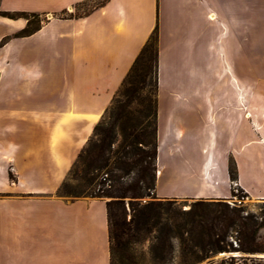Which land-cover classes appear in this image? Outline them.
Segmentation results:
<instances>
[{"label": "crops", "instance_id": "obj_1", "mask_svg": "<svg viewBox=\"0 0 264 264\" xmlns=\"http://www.w3.org/2000/svg\"><path fill=\"white\" fill-rule=\"evenodd\" d=\"M98 1L0 0L41 22L0 16V264H110L106 199L58 191L156 28L157 195L264 201V0Z\"/></svg>", "mask_w": 264, "mask_h": 264}, {"label": "trees", "instance_id": "obj_2", "mask_svg": "<svg viewBox=\"0 0 264 264\" xmlns=\"http://www.w3.org/2000/svg\"><path fill=\"white\" fill-rule=\"evenodd\" d=\"M0 14L28 20L19 36L35 32L41 24L37 13L0 11ZM151 77L155 79L153 122L147 121L149 113L141 119L128 109ZM157 77L156 28L70 170L76 172L83 165L85 188L59 194L107 199L110 264H144L146 259L148 264H196L216 254L231 252L241 255L228 256L221 264H264L262 258L252 256L264 253V201L256 210H248L243 205H230L225 199L200 198L183 209L175 198L155 196ZM148 111L151 112L150 103ZM118 136L121 141L113 148ZM102 171L106 176L97 180L94 172ZM229 176L232 182L237 180V166L232 158ZM93 184L97 190L84 195ZM62 186H66V180ZM143 243L147 244L145 252H138L137 246Z\"/></svg>", "mask_w": 264, "mask_h": 264}, {"label": "rangeland", "instance_id": "obj_3", "mask_svg": "<svg viewBox=\"0 0 264 264\" xmlns=\"http://www.w3.org/2000/svg\"><path fill=\"white\" fill-rule=\"evenodd\" d=\"M102 0H99L98 2H101ZM87 10V9H86ZM0 11H5V10H1ZM7 12H21V11H7ZM83 11L81 10H77L74 13L75 14H80ZM1 17H7L4 15H1ZM10 18V17H7ZM18 18H24V17H18ZM12 19H16V18H12ZM5 31V25L4 24H0V34H3V32ZM9 39V35H3L0 38V47L3 46ZM155 79L154 77L152 78H148V80L145 83L144 89L140 90L139 95L137 96V99H134L128 106V109L131 111V114H133L134 116H138L139 118L142 119L143 115H145L146 113H149V118L147 121H151L153 122V110H154V99H155ZM118 96V91L115 94V97ZM114 97V98H115ZM150 103L151 105V112L148 111V104ZM150 107V106H149ZM153 125L151 127L148 128V130H150V128H152ZM121 141V137L118 136L117 138V142L114 144L113 148H116L118 146V144ZM161 163L163 164V168H162V173L160 171V177L158 180V186L160 188V191H162L163 188H165L167 186V157H163L161 160ZM95 174H97V180L102 179L103 177L106 176V174L104 173V171L100 172L99 174L94 172ZM84 175V171H83V165L81 164L76 172H69L67 178H66V186H62L59 189V193L62 194L65 190H71V191H75L78 192L81 189H84V180L82 179ZM96 180V181H97ZM97 186L96 185H91L88 188H86V192L84 195H88V192L90 190H97ZM234 193L235 195H232L229 199H225L226 202H228L230 205H243L245 206L248 210H256V207L259 203H261L262 201H255L253 199L248 198L243 192H241L238 188H236L234 186ZM155 196L157 198H161L157 195L156 191H155ZM69 198H71V196H68ZM149 198H146L145 200H147ZM107 200V199H106ZM195 199L193 198H181V199H177V203H179L183 209H187L189 208L191 202H193ZM146 245L145 243L140 244L139 246H137V251L138 252H145L146 250ZM216 255L212 256L209 259H206L205 261L201 262V263H196V264H203L204 262L212 259L213 257H215ZM219 258V257H217ZM226 258V257H225ZM225 258H220L218 259V264H221V262L225 259ZM260 258V257H259ZM264 260V258H262ZM144 264H148L147 259L144 261Z\"/></svg>", "mask_w": 264, "mask_h": 264}, {"label": "water", "instance_id": "obj_4", "mask_svg": "<svg viewBox=\"0 0 264 264\" xmlns=\"http://www.w3.org/2000/svg\"><path fill=\"white\" fill-rule=\"evenodd\" d=\"M225 254H226V253H224V255H225ZM221 255H223V254H221ZM221 255H220V253H219V254H216L215 257H220ZM240 255H241V253H239V252H231L230 254H228V256H240ZM252 256L260 257V258H264V253H257V254H254V255H252Z\"/></svg>", "mask_w": 264, "mask_h": 264}, {"label": "bare ground", "instance_id": "obj_5", "mask_svg": "<svg viewBox=\"0 0 264 264\" xmlns=\"http://www.w3.org/2000/svg\"><path fill=\"white\" fill-rule=\"evenodd\" d=\"M220 254H223V253H220ZM226 254H230V253H226Z\"/></svg>", "mask_w": 264, "mask_h": 264}]
</instances>
